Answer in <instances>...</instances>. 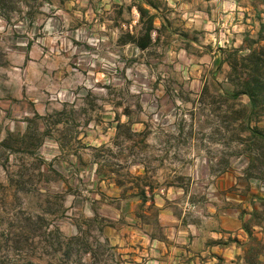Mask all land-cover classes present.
Instances as JSON below:
<instances>
[{
	"label": "rangeland",
	"instance_id": "rangeland-1",
	"mask_svg": "<svg viewBox=\"0 0 264 264\" xmlns=\"http://www.w3.org/2000/svg\"><path fill=\"white\" fill-rule=\"evenodd\" d=\"M153 2L169 28L142 52L118 42L139 31L138 0H0V182L14 186L5 203L0 188V261L30 252L25 226L40 202L62 204L46 223L65 238L82 232L57 264H115L110 250L88 255L81 244L100 225H125L129 204L142 214L132 177L184 223L204 221L213 178L264 181V141L242 132L247 98L225 99L232 86L220 66L221 49L248 53L264 0ZM117 122L141 135L114 141ZM251 124L264 134V117ZM144 214L158 237L153 211Z\"/></svg>",
	"mask_w": 264,
	"mask_h": 264
},
{
	"label": "crops",
	"instance_id": "crops-1",
	"mask_svg": "<svg viewBox=\"0 0 264 264\" xmlns=\"http://www.w3.org/2000/svg\"><path fill=\"white\" fill-rule=\"evenodd\" d=\"M212 180L200 223H184L155 197L162 239L132 214L129 204L125 225L105 227L102 233L115 264H264V181L237 172ZM254 213L262 223L252 227V236L263 247L251 243L242 229Z\"/></svg>",
	"mask_w": 264,
	"mask_h": 264
},
{
	"label": "trees",
	"instance_id": "trees-1",
	"mask_svg": "<svg viewBox=\"0 0 264 264\" xmlns=\"http://www.w3.org/2000/svg\"><path fill=\"white\" fill-rule=\"evenodd\" d=\"M153 1L154 0H138V4L133 6L139 15V31L136 35L130 33L121 35L118 40L119 44H133L142 52L147 51L149 48L157 44L161 32L166 28H169V22L165 18L160 17L158 6H156ZM159 18H161V26L159 28H155L154 22ZM153 33L156 35L155 39L152 38ZM220 52L222 53L220 66L227 65L228 72L226 79L232 86L231 94H224V97L226 100L232 102H238V99L241 96L247 98V104L244 106L246 109L242 118L244 123L242 132L248 133L250 137L258 138L264 141L263 132L251 124L264 117V25H261L257 39L251 40V44L246 55H242L240 51L236 49H221ZM121 132H125L131 137L134 135H141L133 132L129 125L117 122L114 141L120 138ZM2 143L4 145L6 144L5 141ZM102 148L109 150L105 146ZM96 172L98 178L103 179L105 177L98 172V170ZM47 173L55 174L56 172L48 167ZM39 174L44 176L41 171H39ZM19 178L20 177L18 176L14 177V179ZM132 179L134 182L132 183L130 190H133L134 192L129 197L136 199L137 210L142 213H137V218L143 224L147 225L149 223L146 221L147 216H145L146 214L144 213L145 211H153L156 217L153 226L159 230L158 237L162 239L161 228L159 227L157 219L159 209L156 207L154 202V190L152 186L147 182H144L143 178H140V176H134ZM117 183H119L117 185L120 187V182ZM13 187L14 186L10 178H7L6 184H2L0 182V188L5 192L3 196L4 203L7 196L8 198L10 197L9 192L13 189ZM48 205L43 206L40 202L39 211L31 212L27 219V224L25 226L27 232L24 238V243H29L30 252H25L23 255L21 254L17 256L18 260H14L13 262L5 256L4 259L6 260L0 261V264H42L40 261L44 258L47 259L46 264H57L64 259L69 261L71 260L70 254L72 245L76 239L79 240L78 237L82 234V232L80 228H78V234L76 236L65 238L57 226L54 224H47V216L55 215L62 217L64 215L62 204L58 205V209L55 212H53L50 205L49 207ZM61 210L62 212H60ZM261 223V215L254 213L251 215L249 220L243 222L242 229L251 239V243L256 246L263 247L261 246V243L252 236V227ZM110 225L111 223L109 222V227H112ZM102 228L103 225L98 227L97 236L93 238L94 240L92 244L88 243V241L82 237L84 240L81 246L83 247L82 251L84 254L91 255L93 254L94 249L102 251L111 249L108 241L102 237ZM3 233L4 232H2L0 236L3 237ZM6 241H8V239ZM62 241H65V243ZM20 242V240H17L16 243Z\"/></svg>",
	"mask_w": 264,
	"mask_h": 264
}]
</instances>
